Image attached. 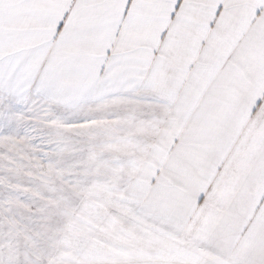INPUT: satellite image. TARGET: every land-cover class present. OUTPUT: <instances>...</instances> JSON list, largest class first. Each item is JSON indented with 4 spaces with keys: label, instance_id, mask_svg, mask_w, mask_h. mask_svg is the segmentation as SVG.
<instances>
[{
    "label": "snow or ice",
    "instance_id": "1",
    "mask_svg": "<svg viewBox=\"0 0 264 264\" xmlns=\"http://www.w3.org/2000/svg\"><path fill=\"white\" fill-rule=\"evenodd\" d=\"M0 264H264V0H0Z\"/></svg>",
    "mask_w": 264,
    "mask_h": 264
}]
</instances>
